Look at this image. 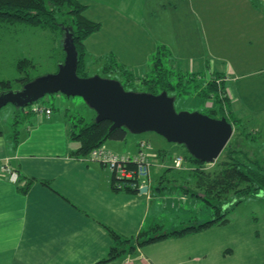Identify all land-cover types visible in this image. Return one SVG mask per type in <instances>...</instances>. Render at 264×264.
<instances>
[{
	"label": "crops",
	"instance_id": "1",
	"mask_svg": "<svg viewBox=\"0 0 264 264\" xmlns=\"http://www.w3.org/2000/svg\"><path fill=\"white\" fill-rule=\"evenodd\" d=\"M81 1L87 8L86 1ZM140 1L142 7L134 13L130 6L119 8L121 2L132 0H107L109 13L127 14L136 21L140 35L132 36L128 22L111 17L113 26L110 32H105L107 38L89 37L94 31L84 40L86 69L91 51L88 39L94 46L101 40L108 47L97 56L104 58L102 69L111 56L129 69L109 49L126 42L129 49L137 48V42L152 47L150 42L157 40L158 48L165 46L163 37L172 31L178 50L204 44V50L208 47V51L213 43L225 58L233 54L236 71H240L236 75L241 79L252 75L264 77V66H250L264 63V0L258 4L252 0H167L161 6L159 22L153 17L154 8L148 10L151 7L148 0ZM144 10L149 17L143 23ZM95 21L102 28V20ZM120 26L122 36L113 44L111 33H118ZM168 26L172 27L170 31ZM153 31L155 38L150 36ZM201 55L200 60V56L193 58L188 54L187 63L178 69L203 72L211 68L228 80L232 66L226 67L223 60L216 66L214 60L210 61L215 58ZM236 98L238 94H230L231 100ZM52 114V107L49 114L35 113L37 121L26 124L20 135L0 134V264H231L225 261V253L230 249L225 250L221 237L205 228L139 244L145 237L155 235L152 233L162 197L157 201L154 197L157 180L170 166L164 158L167 145L161 143L157 148L144 149L151 162V183L146 192L117 190L109 167L76 153L79 141L70 136L72 122L65 117L56 120ZM144 140L143 135L133 137L126 133L123 139L106 140L104 147L132 157ZM176 155L184 157L182 152ZM3 165L10 166L16 176L5 171ZM109 230L129 241L119 244L125 249L118 256L100 262L116 245ZM162 232L165 231H159ZM129 244L135 246L132 252L127 250ZM234 252L230 250L229 254Z\"/></svg>",
	"mask_w": 264,
	"mask_h": 264
},
{
	"label": "rangeland",
	"instance_id": "2",
	"mask_svg": "<svg viewBox=\"0 0 264 264\" xmlns=\"http://www.w3.org/2000/svg\"><path fill=\"white\" fill-rule=\"evenodd\" d=\"M87 8L85 14L95 20H102V28L94 32L89 37H103L107 38L105 32H110L113 24L110 22L111 17L121 19L125 23H129L127 26L131 30L132 36L140 35L136 21L128 18L127 14L122 13H109L111 10L108 7L107 0H102L100 3L96 0H85ZM150 8H154L153 17L156 16L158 22L160 21L162 4H167V0H148ZM134 13L138 12L141 8L140 0H132V2H121L119 8H128ZM109 8V9H108ZM143 11V8L141 9ZM146 10H144L145 12ZM110 16V17H109ZM134 16V15H133ZM59 21L69 17L66 14L64 17L58 16ZM140 17V16H139ZM147 11L143 15V23L148 20ZM137 18V17H136ZM169 20V19H168ZM138 21V20H137ZM110 22V23H108ZM69 22L68 24H70ZM118 33H111V41L113 44L120 41L122 36V27L120 26ZM172 29L168 26V30ZM164 34H166V32ZM171 32V33H170ZM165 37V46L160 47V55L166 65L176 70L183 68L182 66L187 63L188 54H192L193 58L200 56L203 53V58L214 60V65H220L223 60L224 65L232 66L233 71H230L228 80L223 81V76L215 77V71L211 68H206L205 71H192L198 72L203 75L196 77L193 81L194 84H199L198 89L193 88L194 84H191V89L187 93H174L170 91V95L175 96L174 107L177 111L186 110L209 114L213 117L218 116V112H213V109L218 108V103L214 101L212 96L202 97L198 96V90L202 86H205L208 79L215 78L216 82L224 86L221 90V94L227 97L230 102L225 105L226 111H233L238 113L242 121V126L239 128L234 127L233 133L227 142V146L236 147L243 150L244 154L250 158H258L264 160V77L252 75L248 78L241 79L236 75L238 70L236 68V61L233 54L229 53V58H225L220 53L221 49L217 46H213L211 43L209 50H204L205 45L198 44L196 47L182 48L178 50L177 41L172 38V31H170ZM152 38L157 37L154 34H150ZM133 38V37H132ZM131 38V39H132ZM63 33L60 24L54 27H42L41 25L29 24L24 22L13 23H0V80H8L11 90H18L22 87L18 78L29 76L37 77L46 73L55 72L60 62L64 59L63 49ZM136 41L137 39L134 38ZM96 46L92 44V40L88 39L87 44L90 46V54L88 56V69L85 75L98 74L103 77L119 78L123 76L118 71H104L102 69L104 58H97L98 54L104 53L107 50L105 42L98 40ZM152 47H148L147 43L137 42V48L129 49V42L125 44L113 47V52L119 61L123 62L126 67L129 68L135 75L144 76L152 68V56L157 52V46L159 41L150 42ZM93 46V47H92ZM157 49H156V48ZM150 52V56L147 57V52ZM212 52L213 54L209 53ZM159 54V53H158ZM104 56V55H102ZM222 56V57H221ZM220 57V58H219ZM148 60H147V59ZM178 59L176 62L175 60ZM179 62V63H178ZM222 63V65H223ZM223 65V66H224ZM239 66V65H237ZM262 67V64L250 65ZM239 68V67H238ZM185 71L184 69L182 70ZM191 72L186 71L185 74L189 76ZM81 75V76H85ZM178 79V78H177ZM173 79L174 82L177 81ZM138 91H147L146 84L136 80L134 87L126 86V89H132ZM162 91V90H161ZM238 94V98L231 100L230 94ZM33 104H44L52 106L53 114L56 120L69 121L77 116H83L86 120H92L95 117L93 109L90 108L86 102L80 96H66L61 92L48 93L39 98L38 100L29 103L24 106H16L13 103H6L0 107V129L7 134H21L23 127L28 123H35L37 118L35 113L31 111ZM227 106V107H226ZM68 108L65 110V108ZM211 110V111H210ZM65 117V118H64ZM19 131V132H18ZM21 132V133H20ZM128 135L133 137H143L145 150H151L157 148L160 144L167 145L165 149V160H168L169 165L165 173L157 180V188L154 197L155 201L158 197H162L158 204V216L156 217V225L158 228H154L152 234H158L159 231H170L174 228H181L187 224L198 223L212 217V210L202 198L199 197L200 190L194 188L193 181L187 176H180V171L183 173L188 169H192L191 163L183 160V167H177L173 163V156L176 153L182 152L187 154L186 148L175 142L167 141L163 136L154 131H145L141 133L127 132ZM105 143V142H104ZM104 143L102 146H104ZM140 143V142H139ZM225 145V146H226ZM139 146V145H138ZM173 146V147H170ZM152 159V157H150ZM172 158V159H171ZM171 160V161H170ZM212 163H207L206 166L210 167ZM151 180V179H150ZM151 183V182H150ZM149 183V184H150ZM195 191V192H194ZM158 192V193H157ZM234 199V198H233ZM162 208H161V207ZM224 208H227V220L221 223H214L208 229L213 235H219L224 242L225 250H234V254L230 255L229 251L225 255L231 264H264V193L263 191L247 194L241 198L240 201L231 205V202L225 204ZM171 221H173L171 224ZM153 223V222H152ZM155 224V223H154ZM155 227V226H154ZM173 227V228H172Z\"/></svg>",
	"mask_w": 264,
	"mask_h": 264
},
{
	"label": "trees",
	"instance_id": "3",
	"mask_svg": "<svg viewBox=\"0 0 264 264\" xmlns=\"http://www.w3.org/2000/svg\"><path fill=\"white\" fill-rule=\"evenodd\" d=\"M252 1L254 4H258L259 0ZM85 8L86 4L81 0H0V23L24 22L41 25L42 27H54L60 24L63 36L65 30L72 35L77 50V73L85 75L87 69L84 62L86 54L84 40L89 34L98 30L101 25L99 21L85 16ZM66 14L69 17L59 21L58 16L64 17ZM69 22L71 23L68 24ZM157 51L159 54L154 52L152 55L151 70L142 77L119 65L113 56H111V60H107L103 70L119 71L123 76L119 80L125 88L128 85L134 87L136 80H138L146 84L147 91L153 93H158L161 90H166L168 94L170 91L177 94L189 92L190 85L194 84L195 78L203 75V73L191 72L188 76L185 74L186 71L183 72L181 69L175 72L174 69L164 63L160 55V47ZM214 74L215 77H221L219 72ZM32 78L25 76L18 78V81L23 85ZM174 78H178L176 82L173 81ZM219 83L216 82L215 78L208 79L205 86L201 87L200 85L197 91L198 96H212L214 101L218 103V108L213 109L212 113L217 111V117L225 116L234 127L239 128L242 126L241 118L233 111H226L225 105L230 100L222 96L221 90L224 86ZM194 85L193 88L198 89L199 84ZM8 89H11L9 81L0 80V91ZM111 123L108 119L95 121L93 118L88 121L83 116L75 117L72 121L70 136L79 141L76 153L87 155L93 148L102 145L108 139H123L128 130L122 126L110 129ZM184 161L190 162L191 168H193L188 169L185 173L181 170L180 176L189 177L193 181L194 188L201 191L202 195L200 194L199 197L211 208L212 217L198 223L187 224L179 229L147 236L139 241L140 245L171 235H182L191 231H198L214 223L225 222L227 220L225 204L231 202V205H233L247 194L260 191L264 193V160L250 158L239 148L226 145L210 167L206 166L207 162L193 157L188 151L184 155ZM113 187L118 190L114 185ZM126 190L138 191L130 188ZM154 228L158 227L155 226ZM109 232L116 241V245L111 246L107 257L101 259L100 262L118 256L125 249L120 247L119 244L129 241V239L121 238L113 230H109ZM127 248L128 251L132 252L135 246L129 244Z\"/></svg>",
	"mask_w": 264,
	"mask_h": 264
},
{
	"label": "water",
	"instance_id": "4",
	"mask_svg": "<svg viewBox=\"0 0 264 264\" xmlns=\"http://www.w3.org/2000/svg\"><path fill=\"white\" fill-rule=\"evenodd\" d=\"M64 59L55 72L37 76L18 90L0 91V107L6 103L24 106L45 94L61 92L80 96L95 111V121L112 123L110 129L125 127L129 132L154 131L169 142L184 145L193 157L214 162L233 133V124L225 116L180 110L174 107L175 96L166 90L158 93L126 89L116 78L77 73V50L70 32L63 39ZM147 185L138 189L146 192Z\"/></svg>",
	"mask_w": 264,
	"mask_h": 264
},
{
	"label": "built area",
	"instance_id": "5",
	"mask_svg": "<svg viewBox=\"0 0 264 264\" xmlns=\"http://www.w3.org/2000/svg\"><path fill=\"white\" fill-rule=\"evenodd\" d=\"M31 111L39 114H49L51 108L44 104H33ZM144 148L145 143L141 141L136 154L130 157L127 155H119L100 145L93 148L86 157L97 159L109 167L113 174L114 186L118 189L130 188L138 190L143 185L149 186L150 183L151 162ZM183 160V155H176L173 163L177 167H183ZM2 168L9 172L11 176H16L10 166L3 165Z\"/></svg>",
	"mask_w": 264,
	"mask_h": 264
}]
</instances>
